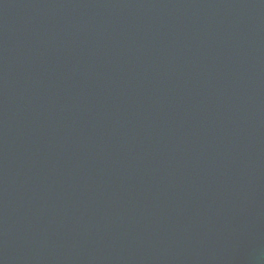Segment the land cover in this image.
Instances as JSON below:
<instances>
[{"label":"water","instance_id":"1","mask_svg":"<svg viewBox=\"0 0 264 264\" xmlns=\"http://www.w3.org/2000/svg\"><path fill=\"white\" fill-rule=\"evenodd\" d=\"M0 264H264V0H0Z\"/></svg>","mask_w":264,"mask_h":264}]
</instances>
